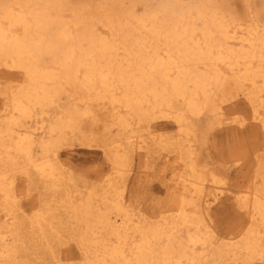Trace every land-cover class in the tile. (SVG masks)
Wrapping results in <instances>:
<instances>
[{"label": "bare ground", "instance_id": "6f19581e", "mask_svg": "<svg viewBox=\"0 0 264 264\" xmlns=\"http://www.w3.org/2000/svg\"><path fill=\"white\" fill-rule=\"evenodd\" d=\"M0 67L20 74L0 87V207L6 216L17 197L18 172L60 185L57 149L72 138L85 147L101 140L118 172L130 152L148 151L147 141L126 136L132 124L172 119L183 169L178 163L170 178L171 214L135 220L120 200L108 198L111 178L100 196L104 207L95 206V192L77 203L63 196L82 227L81 264H264V153L235 196L245 220L218 238L199 201L218 199L222 181L207 171L190 139L191 119L206 115L219 124L222 105L239 96L252 107L253 125L264 129V19L235 13L229 0H0ZM64 93L72 102L47 117ZM108 119L121 130L110 141L99 134ZM42 220L35 217L38 225ZM17 236L14 223L0 226V264H14Z\"/></svg>", "mask_w": 264, "mask_h": 264}, {"label": "rangeland", "instance_id": "374dc122", "mask_svg": "<svg viewBox=\"0 0 264 264\" xmlns=\"http://www.w3.org/2000/svg\"><path fill=\"white\" fill-rule=\"evenodd\" d=\"M229 6L235 13L240 11L243 14L246 10L249 16L253 17L255 14L260 20L264 19V0H229ZM138 9L141 10V6H138ZM19 80L18 71L0 67L1 89ZM71 102L72 100L64 93L61 100L48 108L47 117L55 115L61 107L63 109ZM3 107L4 98L0 93V110ZM222 107L225 115L223 122L211 123L213 122L211 116L206 115L193 118L191 119L193 134L190 135L192 144L200 153L207 171H214L213 173L222 181L220 183L222 192L218 199H210L207 203L199 201V204H202L200 213L218 238L225 236L233 226L245 220V215L236 207L235 196L256 170L257 158L264 153L262 149L264 129L253 125L250 118L252 107L247 99L239 96L234 100L226 101ZM93 109L98 114L105 112L98 106H94ZM43 117L46 119V115ZM243 118H246L244 126L238 127L237 121ZM33 119L40 121V116L37 115ZM105 123L106 126L99 129V134L104 135L107 141L116 139L121 133L120 128L110 119ZM85 124L86 122L83 126ZM141 126L132 124L126 136H139L138 140L147 141V154L143 149L136 148L130 152L127 165L118 172L112 168L106 150L100 146L101 140H98L95 147H85L80 146L74 137L69 147L61 146L57 149L58 158L55 162L58 167H63L64 176L63 180L59 181L60 185L51 186L50 181L40 178L33 171H30L29 179L20 172L14 175L13 186L16 187L14 191L17 197L9 207L13 219L11 216H6V210L0 207V226L11 222L17 226L18 240L14 243L16 246L14 264H81L83 255L78 246L77 236L82 227L72 218L71 206L63 196L68 194L72 201L77 203L78 196L80 199L89 192H95V206L104 207L100 196L106 188L104 180L109 178L115 186L107 190L108 198L114 202L120 200L135 220L139 216L155 222L158 215L168 216L172 213L166 210L175 200L170 196L168 186L174 166L179 163L183 169L181 162L183 160L179 158V152L174 145L180 139L177 135V126L172 119L166 118L153 119L148 124L142 123ZM149 132L151 134H148ZM37 215L43 217L40 225L35 222Z\"/></svg>", "mask_w": 264, "mask_h": 264}]
</instances>
